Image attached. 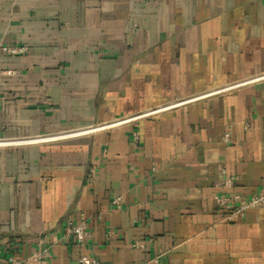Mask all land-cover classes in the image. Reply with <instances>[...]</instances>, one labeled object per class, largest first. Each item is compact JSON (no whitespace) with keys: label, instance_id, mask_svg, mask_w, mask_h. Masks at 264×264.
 <instances>
[{"label":"crops","instance_id":"0c3cea01","mask_svg":"<svg viewBox=\"0 0 264 264\" xmlns=\"http://www.w3.org/2000/svg\"><path fill=\"white\" fill-rule=\"evenodd\" d=\"M0 140L4 256L264 264V0H0Z\"/></svg>","mask_w":264,"mask_h":264},{"label":"built area","instance_id":"2783aa9c","mask_svg":"<svg viewBox=\"0 0 264 264\" xmlns=\"http://www.w3.org/2000/svg\"><path fill=\"white\" fill-rule=\"evenodd\" d=\"M12 53H18V52H24V47H12L9 49ZM233 88V86L225 87L222 90H230ZM147 114V113H146ZM141 115H137L135 117H122L117 118L113 120L111 123L104 124V125H91L89 127H85L82 129H76L71 131H64L58 134L54 135H46L43 137H40V140L42 141H48V140H61V139H67L74 136H81V135H91L96 133L98 130L104 128V127H111L116 124H124L133 121ZM140 134L139 132L135 131L133 134V141L132 145L136 146L139 143ZM225 141H229L230 137L229 135H225L224 137ZM6 141L0 140V145L5 144ZM14 144H17V142H14ZM155 169V167L153 168ZM235 181V177L228 176L225 177L222 180V185L226 188L233 187ZM218 205L225 208L230 212V215L228 218L232 217L235 214L242 213L246 211L249 208L252 207H258L263 204L264 202V192H261L258 195L253 196H244L241 193L238 192H231L228 194H223L217 197L216 199ZM113 205L116 207H121V197H118L112 201ZM90 235V231L88 228V222L84 215H81V218L79 221L74 222L70 221L65 226V237L68 239H72L76 241L77 243H83ZM51 251L49 247H44L41 249H38L31 253L27 257H21L18 255H8L4 256L0 253V264H46L47 259L50 256ZM79 264H103L100 260L97 258H94L92 256L88 255H82L79 259Z\"/></svg>","mask_w":264,"mask_h":264}]
</instances>
